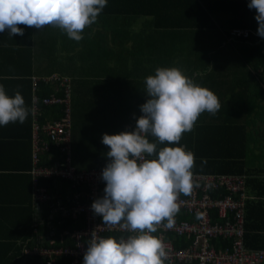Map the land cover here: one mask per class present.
I'll return each instance as SVG.
<instances>
[{
	"label": "crops",
	"instance_id": "0c3cea01",
	"mask_svg": "<svg viewBox=\"0 0 264 264\" xmlns=\"http://www.w3.org/2000/svg\"><path fill=\"white\" fill-rule=\"evenodd\" d=\"M116 20L110 19L103 24L95 22L86 27L82 33L83 39L79 42L70 39L61 29L51 25H46L39 31L33 27L18 25L24 29V34L13 35L12 38L7 31L2 32L0 78L10 80L15 77L14 72L20 74L30 70L32 71L28 77L30 83L32 77L58 75L68 78L73 90L77 86L75 94L80 100L78 116L80 131L79 133L73 131L72 120L71 148L74 158L79 155L88 161L89 158H107L106 153L109 149L101 142L102 134H118L127 131L129 124H136L134 119L138 117L135 115L130 117L133 120L126 121L129 113H141L140 105L146 102L145 78L154 75L157 68L177 67L195 83L208 88L219 98L221 108L215 115L207 112L201 114V117L206 114L207 117L203 118L207 123L210 121L212 124L226 123L244 128L248 147L245 157L247 172L251 180L264 179V93L255 76L249 73L247 64L241 60L245 55V49L227 43L225 38L219 39L211 25L193 28H180L179 25H175L155 30L157 40L153 47L151 44L153 41H149L153 38L150 35L153 30L151 25L138 23L132 17H124L121 23ZM122 32H126L128 38L121 46L118 34ZM138 32H142L141 35L145 39L143 53L139 54L134 51L136 49L134 43L140 45L141 43L139 40H136L138 42L133 40V35ZM216 43L218 45L215 51L213 49ZM132 46L133 52L129 53ZM8 48L20 51H3ZM162 50L168 55L162 54ZM232 53L236 56H232ZM2 80L0 79V85L4 86L6 95L11 97L19 91L27 107V90L13 87L10 82L3 84ZM31 102L32 84L30 106ZM26 122L0 126V167L7 169V166L26 165L27 160L17 164L16 155L21 152L12 151V147L1 145L11 140L7 135H27ZM238 151L239 143H235L234 153ZM55 179L58 184L63 181L60 178ZM68 188L70 189L69 185L64 192L65 195L71 191ZM250 189L251 186L248 187V192ZM48 191L52 195L62 196V192L57 189L54 192L49 189ZM0 193H3V190L0 189ZM39 207L36 211L41 210L42 204ZM58 220L59 224L61 220ZM1 224L0 222V226ZM33 233L34 241L38 237L46 239L39 233L35 223ZM3 234H7V228H0V237ZM50 236L53 234L50 233ZM1 240L0 264H12L13 260L10 258L14 256L15 250H9L7 247L15 244L16 247L22 248L23 241ZM4 243L6 245H3Z\"/></svg>",
	"mask_w": 264,
	"mask_h": 264
},
{
	"label": "clouds",
	"instance_id": "9594fccd",
	"mask_svg": "<svg viewBox=\"0 0 264 264\" xmlns=\"http://www.w3.org/2000/svg\"><path fill=\"white\" fill-rule=\"evenodd\" d=\"M106 5L107 0H0V33L7 31L12 38L24 34L18 25L38 31L51 25L79 42ZM247 7L255 9L257 35L264 39V0H249ZM145 86L147 99L140 105L142 115L134 130L102 134L109 162L101 172L103 196L91 204L104 224L128 235L117 239L92 233L83 264H165L166 246L152 234L162 224L172 228L179 196L199 187L192 171L194 153L183 145L159 150L157 145L179 144L202 113L215 115L220 110L219 98L177 67L157 68L145 78ZM28 115L20 92L10 97L0 85V126L23 124ZM149 136L155 142H149Z\"/></svg>",
	"mask_w": 264,
	"mask_h": 264
},
{
	"label": "trees",
	"instance_id": "16d2710c",
	"mask_svg": "<svg viewBox=\"0 0 264 264\" xmlns=\"http://www.w3.org/2000/svg\"><path fill=\"white\" fill-rule=\"evenodd\" d=\"M249 0H107L106 7L102 10L97 18L96 23H106L110 19L121 23L124 17H132L138 23L151 25L153 30L150 38L152 46L156 45V31L159 29L175 27L179 25L180 28H193L200 27V25H211L217 32L216 35L219 39H223L224 34L233 28L239 29H254L258 27L255 20V9H249L247 7ZM117 21V20H116ZM65 34V33H64ZM142 32L135 33L133 40H139V43H134L136 49L134 51L143 53V47L145 45V39ZM127 33L122 32L118 34V41L122 46L125 40H127ZM212 39V37H211ZM147 41V42H149ZM138 42V41H136ZM146 42V43H147ZM11 44V43H8ZM234 46H242L247 56V67L249 73L255 76V80L261 88V75L260 69L264 71V40L257 44L253 37L246 41H236L232 43ZM214 49L216 51V46ZM133 46L129 53L133 52ZM14 52L20 51L12 48L4 49ZM211 50V52L213 51ZM155 51V50H154ZM30 52V51H28ZM214 53V52H212ZM162 54L168 55L165 50H162ZM32 71L27 70L24 73L18 74L14 72L15 77L13 79L2 80L3 84L12 83V86H16L20 89H26L28 93V105L29 115L26 118V131L27 135L23 134H10L11 140L6 144L1 143L2 146L12 147V151L21 152L17 154V164L27 160L26 165H12L7 166V169L0 167V189L3 193H0V222L2 223L0 228H7V234H3L0 237L1 241H11L13 239L22 240L23 243L28 241L30 246L35 244L33 233V223L38 227L39 233L48 238H52L50 233H53V237L57 239L58 235L64 230H72L79 228L69 217H66L60 212H53V206L62 199L63 202H67L65 199V191L68 187V183L63 180L59 184L54 181L55 178L43 180V184L48 189L54 192L56 189L62 192V198H55L42 205L41 210L36 211L32 203V184L31 175L29 170L32 166L31 163V124L32 113L30 106L31 96V83L28 77ZM18 75V76H17ZM72 86V85H71ZM58 86L56 84L48 83L40 84L38 91L39 97L49 96L55 91ZM9 88V86L7 87ZM73 88V87H72ZM78 87H74L71 91V122H74L73 131L75 127H78L79 123V96L75 94ZM264 93V90L261 88ZM63 106L52 105L41 107L40 123L51 120H60L63 117ZM139 117L142 113H129L128 120L130 122L131 116ZM203 117H207L206 114ZM201 117L196 121L198 125H194L192 131L182 134V138L179 144L169 145L158 144L157 149L163 147H176L183 145L186 151H192L195 157L193 172L201 173H247L245 157L247 151V134L244 128L238 127V125H231L226 123L212 124L206 122ZM130 120V121H129ZM135 123H136V119ZM24 122V123H25ZM136 125V124H135ZM149 142H155V137L149 136ZM235 141V142H234ZM235 143H239L240 151L235 152ZM62 154L54 146H49V150L40 155V165L51 166L61 162ZM155 157H150L152 159ZM80 158L76 155L74 158L72 154V161L76 168L87 169L96 167L99 165L107 164L108 158H94V159ZM206 161V163L204 162ZM249 175V174H248ZM56 180V179H55ZM248 187H252L249 193L251 196L248 199L247 212H246V226H245V241L246 246L250 249L264 250V179H250L248 177ZM69 189V188H68ZM255 191H254V190ZM71 188L69 189V191ZM72 192V191H71ZM52 216V217H51ZM61 222L58 224L57 220ZM38 220L40 222L38 223ZM72 221V222H71ZM7 237V238H5ZM3 245H6L5 243ZM23 245V244H22ZM44 245H47V241H44ZM8 246V245H7ZM9 250L14 249L15 254L12 258V264H44V261L40 257L23 258L21 256V248L16 247L15 244H10L7 247ZM65 259L58 260V264H64Z\"/></svg>",
	"mask_w": 264,
	"mask_h": 264
},
{
	"label": "built area",
	"instance_id": "2783aa9c",
	"mask_svg": "<svg viewBox=\"0 0 264 264\" xmlns=\"http://www.w3.org/2000/svg\"><path fill=\"white\" fill-rule=\"evenodd\" d=\"M224 34L227 43L248 41L253 37L257 44L264 39L257 29L233 28ZM264 54V48L263 52ZM261 88L264 90V71L260 69ZM56 84L58 87L49 96L39 97L40 84ZM32 152L30 168L32 203L36 209L55 198L43 180L52 177L65 180L71 191L53 206V212L69 217L79 228L62 231L57 239L36 238L33 246L26 241L21 248L23 258L40 257L44 264H83L87 241L94 233L101 238L127 236L118 228L106 225L93 213L92 202L103 196L105 182L101 178L106 164L87 169H78L72 161L71 148V82L66 77L52 75L32 77ZM61 105L63 117L40 123L41 107ZM135 124H129L132 131ZM54 146L62 154L61 162L51 166L40 165V155ZM150 158V157H146ZM199 184L191 195L181 194L177 201L179 211L172 228L163 224L152 235L163 240L168 258L165 264H264V250L246 246L245 226L248 199L247 173H201L193 172ZM71 221V222H72ZM59 222V220H58ZM166 223V222H165ZM53 234V233H52ZM47 241V245H44Z\"/></svg>",
	"mask_w": 264,
	"mask_h": 264
},
{
	"label": "rangeland",
	"instance_id": "374dc122",
	"mask_svg": "<svg viewBox=\"0 0 264 264\" xmlns=\"http://www.w3.org/2000/svg\"><path fill=\"white\" fill-rule=\"evenodd\" d=\"M236 53V52H235ZM235 53H232V56H236L235 55ZM236 54H238V53H236ZM241 55V54H240ZM242 61H243V63L245 64H247V56H243V59H241ZM196 125H198L197 124V122L195 123V127H196ZM75 131L77 132V133H79V131H80V129H79V124H78V127H75ZM110 135V134H109ZM105 151H107L106 149H105Z\"/></svg>",
	"mask_w": 264,
	"mask_h": 264
}]
</instances>
